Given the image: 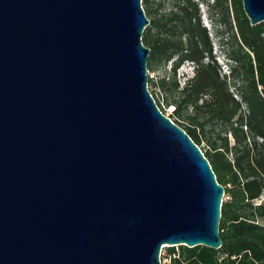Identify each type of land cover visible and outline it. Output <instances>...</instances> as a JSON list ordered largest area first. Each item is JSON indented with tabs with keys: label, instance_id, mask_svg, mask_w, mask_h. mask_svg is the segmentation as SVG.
Returning <instances> with one entry per match:
<instances>
[{
	"label": "water",
	"instance_id": "95a60500",
	"mask_svg": "<svg viewBox=\"0 0 264 264\" xmlns=\"http://www.w3.org/2000/svg\"><path fill=\"white\" fill-rule=\"evenodd\" d=\"M149 23L142 0H0V264L221 247L225 188L149 89Z\"/></svg>",
	"mask_w": 264,
	"mask_h": 264
},
{
	"label": "trees",
	"instance_id": "16d2710c",
	"mask_svg": "<svg viewBox=\"0 0 264 264\" xmlns=\"http://www.w3.org/2000/svg\"><path fill=\"white\" fill-rule=\"evenodd\" d=\"M168 2L169 11L159 13ZM202 3L220 52H226L227 74H221L202 23ZM142 5L150 21L142 38L150 48L148 71H165L158 80L149 77V89L163 113L161 106L174 107L170 118L201 148L225 188L221 247H167L169 264H264V22L252 25L242 0ZM185 62L193 64L194 74L182 84L178 70Z\"/></svg>",
	"mask_w": 264,
	"mask_h": 264
},
{
	"label": "rangeland",
	"instance_id": "374dc122",
	"mask_svg": "<svg viewBox=\"0 0 264 264\" xmlns=\"http://www.w3.org/2000/svg\"><path fill=\"white\" fill-rule=\"evenodd\" d=\"M198 1V0H195ZM213 2V0H211V3ZM170 4L169 2L165 4V6H163L161 8V10L159 11V13H166L169 11L170 9ZM200 7V12L202 15V23L204 26L207 27L208 31H209V36L211 38L212 41V46H213V54L216 55V57H219V60H217L218 65L220 67L221 70V74H227L229 73V65L227 64V60H226V55H225V51L220 52V48H219V43H218V38L216 37L215 33H214V27L213 24L211 22V20L208 17V6L207 3H202L199 5ZM150 19H152V17H149ZM226 38L224 39L225 42H227V38L229 37L228 34L225 35ZM174 60V59H173ZM173 60H171L168 65L166 66L167 71L169 72L171 69V66L173 64ZM164 70H149L148 71V75L149 77L153 78L154 80H158L163 74H164ZM194 74V67L193 64L191 62H185L184 64H182L178 70V79L179 81L183 84L184 81L186 80L187 76L191 77ZM169 75V74H168ZM156 99L158 100V97H162L159 90L155 89L153 90ZM164 114H166L167 116L170 117V115L173 113L174 107H168V108H164L163 106H161ZM167 247L169 246H165L162 248L161 251V259H162V263L163 264H169L170 263V258L166 256L167 253Z\"/></svg>",
	"mask_w": 264,
	"mask_h": 264
},
{
	"label": "built area",
	"instance_id": "2783aa9c",
	"mask_svg": "<svg viewBox=\"0 0 264 264\" xmlns=\"http://www.w3.org/2000/svg\"><path fill=\"white\" fill-rule=\"evenodd\" d=\"M153 95V94H152ZM154 97V96H153ZM155 99V98H154ZM169 117V116H168ZM171 120L173 121V119L171 118ZM174 122V121H173Z\"/></svg>",
	"mask_w": 264,
	"mask_h": 264
}]
</instances>
